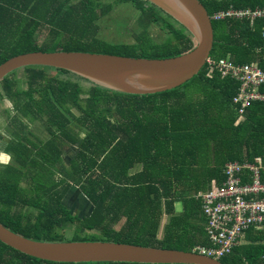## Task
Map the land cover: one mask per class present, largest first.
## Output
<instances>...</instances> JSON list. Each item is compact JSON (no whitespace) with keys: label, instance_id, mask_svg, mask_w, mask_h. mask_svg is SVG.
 I'll use <instances>...</instances> for the list:
<instances>
[{"label":"trees","instance_id":"obj_1","mask_svg":"<svg viewBox=\"0 0 264 264\" xmlns=\"http://www.w3.org/2000/svg\"><path fill=\"white\" fill-rule=\"evenodd\" d=\"M114 1L140 11L141 29L135 34L141 39L138 43H111L98 37L96 21L113 6H100L95 0H81L78 5H68L67 0H0V64L20 53L48 51L44 44L55 41H74L75 47L65 51L145 58H167L194 46L185 28L176 27L153 3ZM198 1L210 16L230 5L264 9V0ZM212 21L215 41L211 57L217 54L213 58H225L234 65L256 62L264 68V18ZM152 25L165 34L161 42L147 34ZM42 31L46 41L40 44L37 35ZM46 69L51 68H24L25 90L17 85L14 73L0 81V90L14 109L5 126L18 125L14 138L0 149L12 155L9 163L0 162V224L15 234L45 242L66 241V230L74 226L76 233L84 230L86 238L76 234L72 241H114L184 251L208 245L207 220L196 195L219 186L228 163L253 164L259 157L264 166V103L251 102L239 115V107L232 102L239 83L231 74L208 76V65L180 87L153 95H129L95 85L84 90L68 78L50 77ZM74 108L80 116L74 114ZM28 113L36 115L29 118ZM33 118L47 123L44 127L51 138L28 148L25 119L30 122ZM18 129L24 134H18ZM64 145L77 146L67 169L60 158ZM33 154L42 156L36 161ZM44 160L61 169L60 183L53 179L43 183L38 181L41 177L35 180L24 172L26 164L40 167ZM23 182L26 186H21ZM73 187L91 204L88 216L73 214L63 204ZM176 203L181 204L178 212ZM164 216L167 220L162 225ZM263 232L257 231L259 238L264 239ZM236 247L218 261L264 264V255H243ZM0 264L135 263L44 261L0 242Z\"/></svg>","mask_w":264,"mask_h":264},{"label":"water","instance_id":"obj_2","mask_svg":"<svg viewBox=\"0 0 264 264\" xmlns=\"http://www.w3.org/2000/svg\"><path fill=\"white\" fill-rule=\"evenodd\" d=\"M160 8L192 36L194 46L167 58H145L76 50L31 51L0 64V81L26 67L68 71L114 92L153 95L173 90L196 76L214 46L213 21L198 0H144ZM0 242L44 261L59 263L222 264L194 251L102 240L45 242L25 238L0 224Z\"/></svg>","mask_w":264,"mask_h":264},{"label":"built area","instance_id":"obj_3","mask_svg":"<svg viewBox=\"0 0 264 264\" xmlns=\"http://www.w3.org/2000/svg\"><path fill=\"white\" fill-rule=\"evenodd\" d=\"M264 18V9H236L230 5L219 10L212 20L230 18L249 19ZM264 39V25L262 27ZM208 76L214 72L223 75L231 74L239 83L237 93L232 98L234 106H238V114L251 102L264 103V68L254 64L234 65L225 58L209 57ZM205 65V66H206ZM224 180L219 186L212 187L199 195L201 211L207 220L206 232L208 245L196 246L197 253L206 254L220 260L230 254L243 234L250 229L264 230V166L261 158L254 163H228L222 170Z\"/></svg>","mask_w":264,"mask_h":264},{"label":"rangeland","instance_id":"obj_4","mask_svg":"<svg viewBox=\"0 0 264 264\" xmlns=\"http://www.w3.org/2000/svg\"><path fill=\"white\" fill-rule=\"evenodd\" d=\"M68 5H78L81 0H67ZM96 2L100 3V6L103 5H110L112 7V11H109L105 15H102L98 21L99 23V31L97 36L108 41L111 43H138L141 39L138 38L137 33L140 32L141 25L138 23V18L140 16V11L136 8L133 7L131 4H115L114 0H95ZM176 27L178 26L177 23L174 24ZM179 27V26H178ZM144 30V29H143ZM137 31V32H136ZM150 34L157 42H161L163 38L165 37V34L161 30V28L158 25H152L150 26L149 30L147 29V34ZM38 37V42L40 44H43L44 41H46V33L45 31H42L40 34L37 35ZM67 42H49L44 44V48L47 49L48 51H58V50H63L64 48H69L72 47L74 48V41H68ZM136 48H139V44L136 45ZM212 57H218L217 54L215 56L213 55ZM46 74L49 75L50 77L53 76H59L60 78H68V80L78 82L81 87L84 88V90L90 88L92 84L90 82H86L84 80H80L75 78L72 75H60L59 72H57L55 69H46L45 70ZM14 75L16 76V79L18 80V86L25 90L27 88V83H26V73L24 69H19L16 72H14ZM0 93L2 97H0V148L3 146L7 145L10 139L14 138V134L16 131V127L18 126L16 123L10 124V127L7 125L5 126L6 119L8 116H13L14 114V109H13V104L9 102V100L4 96V93L2 90H0ZM85 95V94H84ZM83 95V96H84ZM7 109L6 111H4ZM34 112V110H33ZM73 112L75 115L80 116V113L77 109H73ZM36 114L28 113L29 118H32ZM22 117V115H21ZM38 118V117H37ZM37 118L31 119L30 122H28L29 119H25V123L28 124V127L26 129V134L22 132V129H18L17 133L18 134H24L25 141L27 142V145H39L41 146L43 142L48 141L51 138V135L47 130L45 129V124H47L45 121L41 122V120H37ZM74 122V121H73ZM76 123V122H74ZM7 124V123H6ZM6 128V129H5ZM27 133H31V135H27ZM28 137V138H27ZM15 141V140H14ZM22 142V140H19ZM76 148L77 146H72L69 145V147L66 150L72 149L71 150V156H73L72 160H74L75 155H76ZM64 152V151H63ZM62 152V153H63ZM36 158L35 160H38L39 156L38 154H33ZM7 156L12 157V155H9V153L1 152L0 153V162L1 163H9L12 160H7ZM43 165H45V168L43 166L36 167L35 165L28 166L26 164V167H24V172L28 174L33 179H37L38 177H41L38 181H41L43 183H48L51 180L52 175V169L53 166L50 162H42ZM31 171V173H28V171ZM137 170V169H136ZM42 173V176H39L40 173ZM36 183V182H34ZM73 193H76L79 197L78 200L75 201V205H69L65 201L66 207L72 211L73 214H78L79 216L86 215L84 214V208L89 206L88 202L79 194V191H70L68 195H71ZM67 195V196H68ZM74 197V194L72 195ZM82 204L85 206L83 207ZM180 203L175 204V210L176 212L180 211ZM24 212H28V210L23 209ZM86 211V210H85ZM89 215V214H88ZM167 220V217H163L161 220V224L163 225ZM79 235V238H86L84 236V230L80 231L78 233L75 232V227L71 226L69 229L66 230L65 232V240L66 241H72L73 236ZM77 241V240H75ZM58 242V241H57ZM201 254V253H199ZM206 255V254H202ZM210 258V257H208ZM212 259V258H211Z\"/></svg>","mask_w":264,"mask_h":264},{"label":"crops","instance_id":"obj_5","mask_svg":"<svg viewBox=\"0 0 264 264\" xmlns=\"http://www.w3.org/2000/svg\"><path fill=\"white\" fill-rule=\"evenodd\" d=\"M63 148H64V152L60 153V158H61L63 164L65 165V169H67L68 166H70V163H71L72 158H73V156H71V150L72 149L66 150L68 147L65 145ZM0 149H2V148H0ZM5 155H6V153H5ZM7 160H9V156H7ZM10 160H12V158H10ZM50 160H51V158H50ZM5 164H7V163H5ZM43 168H45V165H43ZM52 171L54 172V175L51 177V180L48 182V184H50L52 182V179H53L54 183H60L63 179L61 169L57 168V167L56 168L53 167ZM21 186H26V183L25 182L21 183ZM72 190L73 191H79V190H77V187L71 188L69 190V192ZM69 192L66 194L65 198L63 199V204L65 205V201H66L69 205H75L76 204L75 201L78 200L79 196L76 193H73L74 197H72L73 194L68 195ZM79 194L88 202V204L90 206V207L87 206L86 208H84L86 210V211L84 210V214H86V215H82V216H88V214L91 212V204L89 203L87 198L82 193L79 192ZM82 206L85 207L83 204H82ZM257 231H264V230H258V229L251 230L250 229V230L246 231L243 234V237L240 239V242L236 248L241 249L243 255L255 253V254L259 255V258L263 257V255H264V239L259 238L260 232L257 233ZM263 234H264V232H263Z\"/></svg>","mask_w":264,"mask_h":264},{"label":"clouds","instance_id":"obj_6","mask_svg":"<svg viewBox=\"0 0 264 264\" xmlns=\"http://www.w3.org/2000/svg\"><path fill=\"white\" fill-rule=\"evenodd\" d=\"M30 146H28V148H29ZM212 188V187H211ZM211 188L210 189H208L207 191H205V192H200V193H198L197 195H196V198H198L199 200H200V198H199V195L200 194H202V193H206V192H208L209 190H211ZM201 202V201H200ZM197 253V252H196Z\"/></svg>","mask_w":264,"mask_h":264}]
</instances>
